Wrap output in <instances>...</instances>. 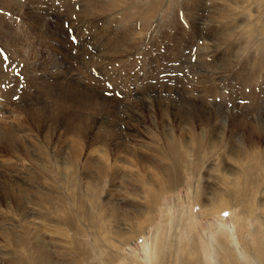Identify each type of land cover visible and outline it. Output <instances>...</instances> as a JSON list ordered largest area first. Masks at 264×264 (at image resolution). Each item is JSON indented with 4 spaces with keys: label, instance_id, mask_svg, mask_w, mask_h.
I'll return each instance as SVG.
<instances>
[{
    "label": "bare ground",
    "instance_id": "1",
    "mask_svg": "<svg viewBox=\"0 0 264 264\" xmlns=\"http://www.w3.org/2000/svg\"><path fill=\"white\" fill-rule=\"evenodd\" d=\"M5 1L6 0H0V3H2L3 5L2 8H6V9L10 8L4 5ZM12 1L13 3L15 2L14 0ZM43 1L44 0L42 1L29 0V2H26L25 0L24 2H22V7H20L25 17L27 19L29 18L33 22L32 23L33 27L39 25L41 26L42 24H40V22L42 17L49 15L46 12V8H45L46 1L44 2ZM60 1L62 0H59V2ZM124 1L125 0H107L106 6L102 5L100 11H94L98 7V1H93V0L91 1L92 5L95 8V9L92 8L94 9L93 14L98 13L96 15L97 18H101V19L105 18L106 15H111L114 11L117 12V10L119 9L125 11L126 15L139 20V22L137 23L134 22L135 23L134 28H136L135 31L136 33L138 30L137 28L139 27V31L137 35H133L131 36V38H125L123 34L126 33L123 32L122 29L120 31V28L121 27H123V29L126 28V24H123L124 21L127 20L126 16L119 13L120 15L119 18H117V20L110 19V21L114 23L113 29H115L116 32L109 36V41L107 45V48L108 50H110L111 53L109 55L110 58L109 61H112L115 57L116 58L114 61H117L119 57L122 56L129 57L128 55H132L130 52L134 51L138 47L137 45L138 43L141 42L140 40H142V38L145 36L146 34L145 32L147 31V29L150 30L149 28H151L152 26L151 24L157 22L156 20L159 19L157 13L159 12V7L162 8V5L164 3V0H147L146 2L143 3H140L136 0H128L129 2L127 3L126 2L124 3ZM188 1L189 2L186 3L185 2L180 3L183 4L181 8H184L185 10L182 12L184 16L182 17L184 19L185 18L191 19L190 21H192L191 23L192 27L198 28L199 24H197V21L200 18L202 4L200 5L201 9L200 7H197L198 6L197 4L198 2L201 3V0H188ZM218 1H220V3L217 4L224 6L225 10L227 9L229 11L228 14H226L227 19L226 18H225L226 20L224 19V21L226 22L221 21V24L219 23L221 26L222 24H226V23H231L232 25L234 24L233 28L235 29V31L236 29H238L237 31H242L239 29L240 28L242 29L243 27L245 28L248 27L249 34L251 35V37L254 36L255 39L256 38L258 39L257 36H259L260 38V36L264 34V20L263 23H261L260 20L258 21V24L261 23L260 25L261 27H259L258 29L257 27L258 24L256 19V18H260L262 13H264V0H218ZM88 3L89 2H87V4ZM178 4H179L178 0H173V5H172V7H174L173 11L170 14L169 19L163 20L161 23L162 25L158 26L157 40L155 42L153 41L154 42L153 46L155 47L156 45H158L160 41H164V39L167 36L171 41V45H169L170 48L167 47L168 51H166L170 55V57L172 52L175 51L174 53L176 52L178 53V50L179 48L181 49V47L184 51L185 48L189 49V45H188L189 43H187V41L184 40L183 35H179L178 41L172 40V38L169 37V31L173 33L175 28L177 29L180 28V25L177 22V17H175L176 14L180 15L178 14L179 13L178 7H180L179 6L180 4L179 5ZM254 5L257 6L256 10L254 9V7H256ZM11 9L13 10V8ZM36 9L38 10L40 9L39 12H36ZM194 10H198L199 13H194V14L188 13V11L194 12ZM82 13L83 16L87 17V19H92V17L89 16V14H86L83 11ZM225 13H227V11H225ZM255 13H257L258 15L256 16ZM1 14H0L1 32L8 39H11L9 37V34L12 33L15 28H12L6 22H3L1 20V18L3 19ZM202 14H204V12ZM213 14L214 13L211 14L212 17ZM32 15H34L35 17ZM230 15H234V17H230ZM232 19H234V21H232ZM209 20L214 21L211 20L210 18ZM216 21L217 20H215L212 23V26ZM99 24L100 26H104L105 21L103 22L99 21ZM174 25L175 27H173ZM148 26L149 28H147ZM213 30L217 31L216 28ZM245 31H247V29ZM180 32L182 34V30ZM230 32L232 33L228 35ZM230 32L226 34L222 30V33L225 34V37L228 39V42H230V44L228 43V47L232 46L233 49L235 47L234 55L229 61L230 64H232L235 61V57L241 54V52L238 51L240 50L239 46L236 45L241 42H245V40H243L244 39L243 38L242 41H240V39L238 38V36H240L239 33L236 34L237 36L236 39L234 31L230 30ZM2 33L1 35H3ZM44 34L47 35L46 37L51 38L50 39L51 41H49L48 44L50 42H52L53 44L55 40V39L53 40L54 34L53 33L51 34V32L48 29L45 30ZM176 35H178V33H176ZM192 35H194L195 40L197 39L195 45L199 47V50L207 46H211L208 42L206 44L203 43L199 44L198 42V39L200 40L201 37L204 38L205 40H209L208 34H203L196 29V31ZM245 36H247L246 33ZM248 39L251 38L248 37ZM112 40L114 41L111 43ZM214 40L217 39L215 38ZM252 41H250V43ZM135 42H137L136 46L134 45ZM48 44L46 45V47L44 46V49L46 48L45 50L48 53L47 58H49V62L52 63L51 66L52 70H47L48 67L43 68V72L45 74L44 73L42 74L46 75L47 77L46 76L45 77L47 79L41 80L39 82V86L41 87L43 84L44 86H46V89L49 92L48 94L49 100L48 101L43 100L44 103H42L41 101L43 99L42 90L44 89L42 88L39 90V88H37L35 89V91L37 90V94L36 93L33 94L34 95L33 98L35 99V101L36 99L38 100L37 103L34 106H29L27 108L30 111H26V110L22 111V113H26L29 115L28 118L29 120L32 121L31 122L32 124L35 123L37 125L36 126L37 130H35L34 128H30L31 124L28 121H27L28 124L22 123L18 127L16 126L15 128H13V126L16 125V119L17 120L19 119L18 116H16V119L13 121L14 124L10 122V125L9 124L4 125L0 120V147L4 149L5 152H9V155L14 154V156H16V160H14V163L19 162L22 164L19 165V163H17V165L20 166L18 168L19 172L17 173L20 179L23 181V183H26L24 182L26 180L29 181V186L26 185V187L27 186L31 187L32 193L31 195H28L29 197L27 199L35 201L34 202L35 205L42 206L44 207V209H47L48 211L53 213L48 215V214H43V212H38L37 215L31 216L30 215L31 211L29 212L30 214L27 211H24L21 218L18 220L19 224L16 225L18 228L9 230L8 232L10 234L0 231V251H2L0 252V264H83L84 262H86L88 259L85 255L83 256L82 254L84 250H87L88 252L89 249L86 245L87 241L84 239V237H82L84 236L85 233V231L83 232L82 230L85 229H80V227H82L81 220H85L88 214L87 211L81 209V207L85 202L86 204L87 203L90 204L93 201H95L99 197L101 191L96 190V188H91V190L89 189L85 190L84 188H82L83 185L81 186L80 184H82L83 180H85L84 186L85 185L87 186L89 183H93L91 184V186L93 185V187H95L96 184L94 183V181H96L98 177H102L103 175H105V172L110 175V179L112 180V182H115L118 179L122 182H126V178H127L129 182L132 183V185H136L135 188L132 187L131 189L130 187L128 191L132 196L134 194L138 198L142 199V201L146 205H148L145 206L144 209L141 208L140 210L134 211L136 217H138V222H137L138 225L144 223H150L151 221H154V219H156L157 216L156 213L154 212L155 206H157V204H160V200L163 199L165 193L171 191V189H173L175 186L180 185L181 183L184 182V180H186L187 178L186 171H189L193 176L197 178V185H196L197 191L196 193H194L195 197L193 198L196 201L198 200L201 201L202 214L204 216H210L211 214H214L216 212H221L226 210L232 213L231 215L234 220L237 219L241 222H244V219L241 217V215H244L245 217L246 216L245 212H248L247 215L250 216L257 215L256 212L254 211L256 208L258 209V213L264 212V197H263L264 191H261L262 193L261 197H257V193L260 190L259 188L263 183L262 179H264V123H262L263 125L259 123L260 124L259 125L252 118V115L255 116L256 114L254 111L256 110L255 108L256 103L254 104V101H256L259 98V95H257L258 93L254 91V90H259L256 82L264 80L263 79L264 45L263 44L257 43V48H255L260 52L259 54L261 57L258 58L251 54L248 55L243 60L242 64L239 66V69L233 73V77L230 78L236 99L239 100L240 98H243L242 96H248L249 98L250 93H247L245 91V88L247 87L249 88L248 92L251 91L255 92L251 94L255 96H252V98L250 97L253 103V104L251 103L252 106H250L249 108V106L244 105L245 107L244 108V107H240L239 105L236 107L233 105L231 108H228L233 111L229 114L227 119L224 117L226 119V120L224 119V121H221V119L219 118L224 116L223 114L225 108H221L219 110L218 107L217 108L218 110H216V106L214 104L212 105V103L210 104V102L206 104L196 103V102L192 103L191 108L194 111V114L196 113V115L181 108L178 109V111L176 110L170 112L168 109H163L161 106V108L159 107L157 109L158 112H156L153 111L154 109L151 107L147 109V116H148L147 119L150 125L151 124L153 125L150 126L148 124L150 127L149 129L147 128V130H149L150 141H147V143H140V142H135L134 140H126V139L124 140L123 138L124 140L123 142L120 139V136L118 137L116 134L117 130L121 131L120 130L121 125L119 126L118 123L119 120L105 117L106 115L109 114L108 112L117 113L115 102L113 100H112L113 102L110 101L111 105L108 107L105 106L103 109L105 116L102 115L100 119L102 120V124H104L105 126L104 127L101 126V128L98 129L97 131H93L97 133H94L93 135L91 134V136L89 137V141H90L89 143L86 142L87 139L85 137L86 139L85 142L89 144L88 146L89 148H87L86 152H84L83 149L80 148L81 153L84 152V156H85L83 160L84 169H89L83 174V178L80 183L77 181L76 177L73 176L74 175L72 172L73 170L71 171V169L76 166L77 159L74 160V158L78 157V155L75 154L76 153L75 148H77L78 146L80 147V145L78 144L81 142V140L82 141L84 140L85 132H83V130L80 129V126L78 124H74V125L72 124L73 122L76 123V119L79 118L78 113L81 104L86 105V103L83 101V99H81V101L77 100L76 102H72L75 101L72 100V95L76 92L73 89L72 85L76 88V90H78L81 87H85V89H87V87L82 84V81L80 83L75 76L68 75L66 65H65V69H58V67H61L62 65L59 64L57 60H55V57H53L50 54V52H48L50 51V48H53L50 46V44L49 45ZM223 44H227V42L226 43L224 42ZM213 48H215L214 44H213ZM157 49L159 48L157 47ZM164 50H166V48H164ZM237 51L240 54H238ZM36 56L38 58V61H34V60L31 61V63L35 66V70L39 69L40 65H42L45 62V61L42 62V57H40L39 55ZM31 63L29 64L30 66ZM249 65L259 66V69L256 68L254 71H252L253 67ZM228 70H230L229 67L223 69L224 73L227 72ZM213 74H216V71L210 73L211 76ZM203 77H207V76L200 75V78ZM225 79L226 78H224V80ZM209 81H211V79ZM218 81L219 80L217 79V82ZM34 84L36 85V87L38 86V82L36 80H34ZM253 85H255L256 88ZM208 87L212 89L213 85H211L209 82ZM215 88L216 87H214L213 94L219 92L218 90L219 87L217 89ZM100 95L96 94V98H94L95 97L94 96L93 99H95L96 101L101 100L103 102L108 100L107 98H104L103 96ZM205 96H208V94L207 95L205 94ZM205 96L202 95L201 99L203 98L206 99L207 97L205 98ZM192 97L197 98L193 95ZM148 99L146 100L148 101ZM85 100L89 101L88 97H86ZM88 103L89 102H87V105ZM0 105L2 108H4V104H2V102H0ZM50 120H53L54 123L49 122ZM138 129L140 130L139 127ZM106 134H107V138H106ZM14 139H20L19 143L16 144ZM110 141L113 142L110 143ZM132 143L134 145L131 147ZM67 150L69 151L68 153ZM97 153L100 154V157L102 159L96 157V155H98ZM108 155H110L111 158ZM22 160L26 161V163H24V161L22 162ZM252 160H256V161L253 163ZM121 162L126 163L123 165L124 168L120 167ZM185 163H186V167H184ZM203 164H205L204 169L202 168ZM248 165L250 166L248 167ZM54 166L56 167V173L58 175L57 176L58 178L55 179L49 177L48 175L53 170ZM10 168L12 167L10 166ZM128 168L130 169L134 168L136 170H127ZM252 169H257V170L255 171ZM6 170L9 171L10 169L7 168ZM64 171H66V174L64 173ZM127 171L129 172L127 173ZM18 175L13 174L15 178H18ZM40 183H43L44 186L45 185L47 186L45 187H43V185L40 186L41 185ZM20 187H22V185ZM256 189L259 190L256 191ZM6 190L7 189L5 188V191ZM7 193H9L8 190ZM13 193L11 192V195H13ZM203 193L206 194L205 197H201ZM7 195H10V193ZM107 195L109 197L110 194L107 193ZM104 206H101V208L96 211L97 213L92 215V217L96 219L95 227H97L98 221H100L101 223L105 221L109 223H113L112 216H114L113 214L114 212H110V209H107V214H106V212L103 211ZM250 206L253 207L252 210L249 209ZM9 210L11 211V209ZM134 212L132 213V215L134 214ZM170 215H172V213ZM127 219H131L130 216H128ZM178 219H179L178 223H180V225H179V230L177 231L179 235L177 236L179 238L177 239L178 242L176 241V243L172 245H174L175 247H179L180 245H181L180 247L184 245H186L187 247L194 245L195 247L197 243L195 241L196 238L194 233L191 234L190 236L183 235L184 233H180V231L186 230L185 223H187L188 220H191V217L187 214V210L182 212L180 217H178ZM9 220L13 221L12 218H9ZM6 221L8 223V220ZM190 223L193 224L192 222ZM260 224H262V222H260ZM193 225H195V223ZM93 228L94 227L91 226V230ZM171 229L172 228H169L170 231ZM116 233L119 234L120 231H116ZM168 235L169 234H166L165 237L163 238H160L159 237L160 235H158V233L157 235L152 236L148 244V249L149 252L153 254V257L155 258L153 264H170L169 261L166 259L164 253L166 246H169L171 243V240L168 239L169 237ZM101 238L103 239V237ZM205 238H206L205 244H202L204 248V252L202 251L203 252L202 261L194 260L192 262L190 261L188 263H184L178 257L175 260L174 264H204L205 259H207L208 252L212 254V255L209 254L208 258L209 257L212 258L213 262H215L214 264H221L220 263L221 259L219 258L223 256H227V247L223 244L220 238L214 235L213 232L208 233L205 236ZM158 239L162 242L161 250L164 249L162 253H160V251L157 250L156 241ZM3 243L8 248H5L6 246ZM107 243L109 244L110 242ZM234 243L235 242L232 241L231 245ZM233 250H234V258L235 260H237V264H244L242 262L244 259L239 256L238 246L233 245ZM254 257L256 259V262L260 260L259 262L261 264H264V240L262 241L260 248L256 250V253H254ZM234 258L233 255H231V262L229 261L231 264H233V262L235 263Z\"/></svg>",
    "mask_w": 264,
    "mask_h": 264
},
{
    "label": "rangeland",
    "instance_id": "2",
    "mask_svg": "<svg viewBox=\"0 0 264 264\" xmlns=\"http://www.w3.org/2000/svg\"><path fill=\"white\" fill-rule=\"evenodd\" d=\"M8 1L6 0L4 2V5L10 7L8 9L2 8L3 1L2 3H0V14L2 13L1 15L3 17V19L1 18V20L3 22L8 23V25H10L12 28L15 29L13 30L12 33L9 34V37L12 39V41L11 39H8L1 32L0 29V49H2V53H0V85H2L0 86V94L2 92L0 96V102L4 104V108H2L0 105V120L2 121V124L10 125V122L14 124L13 121L16 119V116H18L19 119L18 120L16 119V125L13 126V128H15L16 126L18 127L22 123L28 124L27 123L28 121L31 124L30 128H34L35 130H37L36 129L37 125L35 123L32 124L31 123L32 121L29 120L28 118L29 115L26 113H22V111L23 110L30 111L27 108L29 106H34L37 103L38 100L36 99L35 101V99L33 98L34 96L33 94L35 93L37 94V90L35 91V89L37 88H39V90L42 88L44 89L42 90V94H43V99L41 100L42 103H44L43 100L45 101L49 100V96H48L49 92L46 89V86H44V84L41 87L39 86V82L41 80L47 79L46 78L47 76L44 75L45 73L43 72V68L48 67L47 70H52L51 67L52 63H50L49 58H47L48 53L45 50L46 48L44 49V46L46 47L48 42L51 41L50 40L51 38L46 37L47 35L44 34L45 30L48 29L51 32V34L52 33L54 34L53 40L55 39L54 40L55 43L54 42L53 44L52 42L49 43L50 46L53 48H50L49 46L50 51L48 52H50V54L53 57H55V60H57V62L63 66V67L62 66L58 67V69H65V65H66L68 75L75 76L76 79H78L80 83L82 81V84L85 85L89 90L88 91L87 89H85V87H81L78 90H76V88L72 85L73 89L76 91L73 94L74 96L72 95V100L75 101L72 102H76L77 100L81 101V99H83V101L86 103V105L81 104L78 113L79 118L76 119V123L73 122L72 124V125L78 124L80 126V129H82L83 132H85L84 140L83 141L81 140V142L78 144L80 145V147L78 146L79 147L78 148L76 146L77 148H75L76 150L75 154L78 155V157L74 158V160L77 159L76 166L71 169V171L73 170L72 171L74 174L73 176L76 177L79 183L83 178V174L87 170H89V169H84V162H83L85 158L84 152H86L87 148H89L88 147L89 144H87L90 142L89 137L91 136V134L93 135L94 133H97L93 131H97L98 129L101 128V126L103 127L105 126L104 124H102V120H100L102 115L105 116L103 109L105 106L107 107L110 106L111 102L113 101L115 102L117 113L108 112L109 114L106 115L105 117L119 120L118 123L119 126L121 125L120 126L121 131L117 130L116 134L118 137L120 136V139L123 142L125 139L134 140L135 142H140V143H147V141H150L149 130H147V128L149 129V127L152 124L150 125L147 119L148 118L147 109L151 107L154 109L153 111L156 112H158L157 109L159 107L161 108L162 106L163 109H168L170 112L176 110L178 111V109L181 108L194 114V111L191 108L192 103L196 102V103L206 104L210 102V104L212 103V105L214 104L216 106V110L225 108L223 114L224 116L219 118L221 119V121H224V119L225 118L227 119L229 114L233 111L231 109H228L231 108L233 105L235 107L238 105L240 107H244V105H247L250 108V106H252L251 98L252 96H255L251 94L255 92L258 93L257 95H259V98L256 101H254V104L256 103L255 104L256 110H254L256 114L255 116L252 115V118L258 124L260 123L261 125H263L262 123H264V80L256 82L259 90H254L255 92L252 91L248 92L249 88L248 87L245 88V91L247 93H250L249 94L250 96L249 98L248 96H242L243 98H240L239 101L238 99H236L232 82L230 79L233 77V73L239 69V66L242 64L243 60L248 55L251 54L258 58L261 57L259 54L260 52L255 48H257V43L264 45V34L260 36V38L259 36H257L258 39L257 38L255 39L254 36L251 37V35L249 34L248 27L246 28L243 27L242 29L240 28L239 30L242 31H237L238 29H236L235 31V29L233 28L234 24L232 25L231 23H226V24H222L221 26L220 25L221 21H224L225 18L227 19L226 14H228L229 11L227 9L225 10L224 6L217 4L220 3V1L218 0L215 1L201 0V3L197 1L198 2L197 7H200V9H201L200 5L202 4L200 18L197 21V24H199L198 28L192 27L191 25L192 21H190L191 19L183 18L184 16L182 12L185 10L184 8H181L183 4L180 3L181 2L186 3L189 1L178 0L180 4L178 5L180 7H178L179 13L178 12L177 13L180 14L181 16L176 14L175 17H177V22L180 25V28L179 29L175 28L173 33L169 31V37L172 38V40L178 41L179 35H183L184 40H186L187 43H189L188 44L189 49L185 48L184 51L181 47V49L179 48L178 53L177 52L174 53L175 51L172 52L171 57L166 52L168 51L167 47L170 48L169 45H171V41L167 36L164 39V41H160L158 45H156L159 49H157L156 46L155 47L153 46L154 42L157 40L158 26L162 25L161 23L163 20L169 19L170 14L172 13L174 8L172 7L173 0H164L162 8L159 7V12L157 13L159 19L156 20L157 22L151 24L152 29L149 28V26L147 27L150 30L147 29V31L145 32L146 33L145 36L142 38V40H140L141 42L138 43L137 45L138 47L136 49L134 48L135 50L130 52L132 55H128L129 57L127 56L119 57L117 61H114L116 58L115 57L112 60L113 62L109 61L110 60L109 55L111 53L110 50H108L107 45L109 41V36L115 33L116 30L113 29L114 23L110 21V19L117 20L120 14L126 16L127 20H125L123 23L126 24V28L125 29H123V27L120 28V31L122 29V31L126 33L123 34L125 38H131V36L137 35L139 31V27L137 28L138 29L137 33L135 32L136 28H134L135 27L134 22L137 23L139 22V20L126 15L125 11L118 9L119 11L118 10L117 12L114 11L111 15H106L105 18L101 19L96 17L98 13L93 14V10L95 8L92 5L91 2L92 0H68V1L62 0L60 2L58 0L59 3L57 2V0H44L46 1L45 2L46 12L49 15L42 17L40 22V24H42L41 26L39 25L33 27L32 26L33 22L29 18L28 20L25 17V15L22 13V9H20V7H22V2H24L25 0H14L15 1L14 3L12 0H8ZM93 1H98V7L94 11H100L102 5L106 6V2H107V0H93ZM136 1L143 3L146 2L147 0H136ZM26 2H29V0H26ZM87 2H89L90 4L89 3L87 4ZM125 2L127 3L129 1L125 0L124 3ZM11 8H13V10ZM254 9L256 10L257 6L254 7ZM39 10L36 9V12H39ZM82 11L85 12L86 14H89V16L92 17V19H87L86 16H83ZM225 11H227V13H225ZM203 12L204 14H202ZM188 13L194 14V13H199V11L198 10H194V12L188 11ZM212 13H214L213 14L214 18L211 16ZM255 15L257 16L258 14L255 13ZM208 16L211 20L214 21L217 20L218 22L216 21L212 26V23L214 21H210ZM230 17H234V15H230ZM256 19H257V24L259 20L261 21V23H263L264 13H262L260 18H256ZM99 21L100 22L105 21V25L100 26ZM232 21H234V19H232ZM261 23L258 24L257 26L258 29L259 27H261L260 26ZM173 27H175V25ZM215 28L219 32L214 31L213 29ZM196 29L203 34H208L209 36L208 37L209 40H205L202 37L200 40L198 39L199 44L202 43L206 44L208 42L211 46H207L199 50V47L195 45L197 39L195 40L194 35H192L196 31ZM246 29L247 31H245ZM181 30H182V34L180 32ZM222 30L226 34H228L230 30H232L234 31L235 36L236 34L239 33L240 36H238V38L240 39V41H242L243 38H244L243 40H245V42H241L236 45L239 46L240 50L238 51L241 52V54L237 51V53L240 55L235 57V61L232 64H230L229 61L234 55L235 47L234 49L232 48V46H229L231 49L228 47V43L230 44V42H228V39L225 37V34L222 33ZM1 33L3 35H1ZM176 33H178V35H176ZM231 33L232 32H230L228 35H230ZM245 33L247 36H245ZM248 37H250L251 39H248ZM215 38L217 40H214ZM113 41L114 40H112L111 43ZM250 41L252 42L250 43ZM224 42L225 43L227 42V44H223ZM136 44L137 42L134 43L135 46ZM213 44L215 45V48H213ZM164 48H166V50H164ZM36 55L42 57V62L45 61L42 65H40L39 69L37 70H35V66L31 63V61L33 60L38 61ZM30 63L32 67L29 65ZM249 66L253 67L252 71H254L256 68L259 69V66L256 65H249ZM227 67H229L230 70L224 73L223 69ZM215 71L216 74H213L214 76L213 75L211 76L210 73ZM200 75H204L207 77L200 78ZM227 75L229 78L227 77ZM223 77L226 78L225 79L226 81L224 80ZM210 79L211 81H209ZM217 79L219 80L218 82ZM34 80L38 82L37 87L34 84ZM209 82L211 85H213L212 89L208 87ZM109 85H111V87H109ZM253 86L255 87V85ZM214 87H216L215 89H217L218 87L219 88L222 87V88L220 89L218 88L219 92L213 94ZM117 93L119 95H117ZM96 94L98 95L101 94L100 96L107 98L109 101L108 100L104 102L101 100L96 101L95 99H93L94 96H95L94 98H96ZM205 94L206 95L208 94V96H205ZM192 95L197 98H193ZM202 95H204L205 98L206 97L207 98L201 99ZM86 97H88L89 101L85 100ZM146 99H148V101L151 102H148ZM87 102H89L88 105ZM142 103L144 106L142 105ZM143 109L146 114L143 112ZM194 115H196V113ZM49 122L54 123L53 120H50ZM138 127L140 128V130L138 129ZM106 138H107V134H106ZM14 141L17 144L19 143L20 139H14ZM112 142L113 141H110V143ZM133 145L134 144L132 143L131 147ZM80 148H82L84 152L81 153ZM69 151L67 150V153ZM97 154L98 155H96V157L101 158L100 154L99 153ZM108 156L111 158L110 155ZM14 160H16V156H14V154L9 155V152H5V150L0 147V192L1 191L3 192V193L1 192L0 195V218H1L0 225H2L0 226V231L5 233H9L8 232L9 230L18 228L16 225L19 224L18 220L21 218L24 211H27L28 213L31 211L30 212L31 214L29 213L31 216L37 215L38 212H43V214H48V215L53 213L48 211L47 209H44V207L42 206L35 205L34 204L35 201L27 199L29 197L28 195H31L32 190L31 187H28L29 186L28 180L24 181L26 183H23V181L20 179L17 173L19 172L18 168L20 167L17 165V163L19 162L14 163ZM23 161L24 160H22V162ZM255 161L256 160H252L253 163ZM24 163H26V161H24ZM121 163H120V167L122 168L123 165L126 163L125 162H121ZM19 165L22 164L19 163ZM10 166L12 168H10ZM249 166L250 165H248V167ZM184 167H186V163L184 164ZM204 167L205 164L202 165L203 169ZM7 168H9L10 170L7 171L6 170ZM127 170H136V169L128 168ZM252 170L256 171L257 169H252ZM128 172L129 171H127V173ZM64 173L66 174V171H64ZM13 174H17L18 178H15ZM48 175L53 179L58 178L55 166ZM186 177L187 178L186 180H184L183 183H181L178 186H175L174 187L175 189L173 188L171 189V191L165 193L163 199L160 200V204H157V206H155L154 212L156 213L157 216L156 219H154V221H151L150 223H144L139 225L137 224L138 217H136L134 211L140 210L141 208L144 209L145 206L148 205H146L142 201V199L138 198L134 194L132 196L128 191L130 187L132 189V187L135 188L136 185H132V183L129 182L127 178H126V182H122L119 179L116 180L115 182H112V180L110 179V175L106 172L105 175H103L102 177H98L97 180L94 181V183L96 184L95 187H93V185L91 186V184L93 183H89L87 186L86 185L84 186L85 180H83V183L80 185L81 186L83 185L82 188H84L85 190L87 189L91 190V188H96V190L101 191L99 197L95 201H93L90 204L89 203L86 204L85 202L81 207V209L87 211L88 214L85 220H81L82 227H80V229H85L82 230L83 232L85 231L84 236L82 237H84V239L87 241L86 245L89 249L88 252L87 250H84L82 254L83 256L85 255L88 259L83 264H153L155 258L153 257V254L149 252L148 244L152 236L157 235V233L158 235H160L159 236L160 238H163L165 237L166 234H169L168 239L171 240V243L169 246H166L164 253L166 259L169 261L170 264H174L175 260L178 257L184 263H188L190 261L192 262L194 260L202 261V254L204 252V248L202 244H205V239H206L205 236L211 232H213L214 235L220 238L223 244L227 247V256H223L219 258L221 259L220 260L221 264H231L230 263L231 255H233L234 258L233 245L238 246L239 256L244 259L242 261L244 264H261L259 262L260 260L256 262L254 253H256V250L260 248V245L264 240V212L258 213L257 208L254 210L257 214L255 216L247 215L248 212H245L246 213L245 217L244 215H241V217L244 219V222H241L237 219L234 220L231 215L232 213L226 210L221 212H216L214 214H211L210 216H204L202 214L201 201L200 200L196 201L193 198L195 197L194 193H196L197 191L196 188L197 178L193 176L189 171H186ZM262 180L263 183L259 188L260 190L256 189V191L259 190V192L257 193V197H261L262 196L261 191H264V179ZM40 184H39L40 186L43 185V183ZM21 185L22 187H20ZM26 185L28 186L26 187ZM45 186L43 185V187ZM5 188L8 190L10 195H7L9 193H7V190L5 191ZM11 192L13 193V195H11ZM107 193L110 194L109 197ZM205 196L206 194L203 193L201 197H205ZM104 205H107L108 207ZM101 206H104L103 211L106 212V214H107V209H110V212H114L113 213L114 216H112L113 223H109L106 221L101 223L100 221L97 220L98 221L97 227H95L96 219L93 218L92 215L96 214L97 213L96 211L99 210ZM252 208L253 207L251 206L249 207V209L251 210ZM9 209H11V211ZM185 210H187V214L191 217V220H188V222L185 223L186 230L180 231V233H184L183 235H187V236H190L191 234L194 233L196 238L195 241L197 243L195 247L194 245H191L189 247H187L186 245L182 247H180L181 245L179 247H175L174 245H172L175 244L176 241L178 242L177 239L179 237L177 235H179V233L177 231L179 230V225H180V223H178L179 222L178 217H180L181 213L184 212ZM133 212L134 214L132 215ZM171 213L172 215H170ZM224 213H227V215H224ZM128 216H130L131 219H127ZM9 218H12L13 221L9 220ZM6 220H8V223ZM190 222H192L193 224L195 223V225L191 224ZM260 222H262V224H260ZM168 225L169 228H172L171 231L169 230ZM91 226L94 227L92 230H91ZM116 231H120V233L118 234L116 233ZM100 236L103 237V239ZM106 240L107 242L110 243L108 244ZM232 241L235 243L231 245ZM156 245H157V250L160 251V253H162L164 249L161 250L162 242L159 239L156 241ZM5 248L8 247L6 246ZM209 254L212 255L210 252H208V255ZM208 255H207V259H205L204 264H209V262L210 264H214L215 262H213L212 258L210 257L208 258ZM233 264H237V260H235V263L233 262Z\"/></svg>",
    "mask_w": 264,
    "mask_h": 264
},
{
    "label": "snow or ice",
    "instance_id": "3",
    "mask_svg": "<svg viewBox=\"0 0 264 264\" xmlns=\"http://www.w3.org/2000/svg\"><path fill=\"white\" fill-rule=\"evenodd\" d=\"M0 53H2V49H0ZM5 59H6V57H5ZM93 71H95V70H93ZM0 86H2V85H0ZM109 87H111V85H109ZM117 95H119V94L117 93ZM224 215H227V213H224Z\"/></svg>",
    "mask_w": 264,
    "mask_h": 264
}]
</instances>
